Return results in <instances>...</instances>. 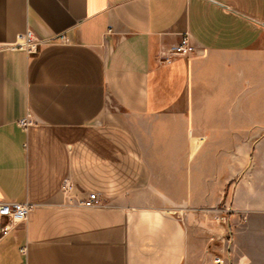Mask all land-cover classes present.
<instances>
[{
    "label": "crops",
    "instance_id": "1",
    "mask_svg": "<svg viewBox=\"0 0 264 264\" xmlns=\"http://www.w3.org/2000/svg\"><path fill=\"white\" fill-rule=\"evenodd\" d=\"M263 132L264 0H0V264H264Z\"/></svg>",
    "mask_w": 264,
    "mask_h": 264
},
{
    "label": "built area",
    "instance_id": "2",
    "mask_svg": "<svg viewBox=\"0 0 264 264\" xmlns=\"http://www.w3.org/2000/svg\"><path fill=\"white\" fill-rule=\"evenodd\" d=\"M60 40L66 41L67 37L64 34H59L51 38H43L34 34V32L28 29L21 35V40L17 44L20 48L30 53L38 51L41 44L48 40ZM196 51V46L192 40V36L189 31H185L180 40L170 46L166 59L172 58L176 55H188ZM22 124H27V120H22ZM73 183L66 179L63 182L62 190L68 200V202L85 206V207H98L105 204V198L98 192H90L87 196L77 197L73 194ZM33 203L30 201H6L0 199V234L7 233L11 226L25 221L28 218L30 211L33 208ZM24 251V248L22 249ZM217 264L223 262L222 258L216 259Z\"/></svg>",
    "mask_w": 264,
    "mask_h": 264
},
{
    "label": "rangeland",
    "instance_id": "3",
    "mask_svg": "<svg viewBox=\"0 0 264 264\" xmlns=\"http://www.w3.org/2000/svg\"><path fill=\"white\" fill-rule=\"evenodd\" d=\"M262 137L259 138V139H252L251 140V145H250V150H264V132L261 134ZM201 139L199 138H193L192 139V148H196L199 143H200ZM208 142H210L213 147H214V150H225L226 149V144H227V141L230 143L231 140H227V139H224V138H213L211 140H207ZM243 141H246V140H243V139H235L234 142H235V145L239 147L240 150L241 147L240 145H242ZM223 204L220 203L218 205L219 208H222ZM193 211H195L196 208H191ZM198 211V210H197ZM221 214H219L218 216H213V219L218 222L220 225L221 224H226V219L225 217H227V214L228 212H221ZM195 222V220H192ZM196 223V222H195ZM199 225V224H198ZM216 235V234H215ZM213 236V235H210L209 233H207V236H210L211 238L209 240H207V247L208 248H211V245H221V240L218 239L216 236ZM223 252V253H222ZM220 252L218 250V253H217V256H213V259L210 260V263L209 264H217L216 262V259L217 258H222L223 262L221 264H225L226 263V258L228 257V251L227 250H224ZM224 255L226 258H224Z\"/></svg>",
    "mask_w": 264,
    "mask_h": 264
}]
</instances>
